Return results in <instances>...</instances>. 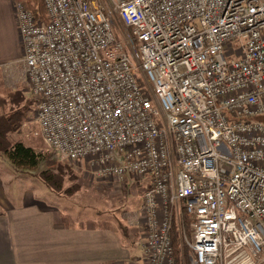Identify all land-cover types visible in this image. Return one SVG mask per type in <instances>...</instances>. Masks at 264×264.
Returning <instances> with one entry per match:
<instances>
[{"label":"built area","instance_id":"obj_1","mask_svg":"<svg viewBox=\"0 0 264 264\" xmlns=\"http://www.w3.org/2000/svg\"><path fill=\"white\" fill-rule=\"evenodd\" d=\"M44 5L15 3L41 133L99 176L149 180L145 264H174L172 213L191 264H264V0Z\"/></svg>","mask_w":264,"mask_h":264},{"label":"crops","instance_id":"obj_2","mask_svg":"<svg viewBox=\"0 0 264 264\" xmlns=\"http://www.w3.org/2000/svg\"><path fill=\"white\" fill-rule=\"evenodd\" d=\"M16 1L0 0V83L26 69ZM4 190L0 179V264H145L143 221L131 226L122 217L77 213Z\"/></svg>","mask_w":264,"mask_h":264},{"label":"rangeland","instance_id":"obj_3","mask_svg":"<svg viewBox=\"0 0 264 264\" xmlns=\"http://www.w3.org/2000/svg\"><path fill=\"white\" fill-rule=\"evenodd\" d=\"M118 28L122 29L123 25L119 23ZM0 89L4 90V93L0 95V114L8 108L23 107L26 99L32 101L27 110V118L23 121L19 130L10 134V139L12 141H22L35 151L43 154L53 151L45 142L37 121V102L27 80L26 69L21 78L8 75V81L6 83L1 82ZM13 97H17L18 101L13 103ZM52 159L55 163L51 166L42 162L36 170L25 172L16 170L7 157L0 156V179L5 187L3 193L6 196L20 197L21 200L36 196L53 207L86 213L87 215H96L99 212L104 215L111 214L118 217V219L120 217L125 218L127 222H124L127 224L129 222L131 226H136L143 221L141 219V203L143 204L142 197L149 180L146 178L138 180L128 178V180L120 181L115 177L104 178L96 173L94 165L88 160L73 161L64 159L54 151ZM45 170L54 173L62 170L60 175L63 176V184L60 191L49 188L41 180L38 173ZM171 210L172 212L175 211L174 208ZM169 219L171 220L170 234L173 243L174 264H191L193 251L185 242L183 232L185 231L187 238L191 239L190 219L181 214L179 223L175 213H172ZM142 233L143 237L146 238L147 226H144ZM177 248L178 255H176Z\"/></svg>","mask_w":264,"mask_h":264},{"label":"trees","instance_id":"obj_4","mask_svg":"<svg viewBox=\"0 0 264 264\" xmlns=\"http://www.w3.org/2000/svg\"><path fill=\"white\" fill-rule=\"evenodd\" d=\"M18 1L24 2L25 5L33 11L38 19L44 21L48 19L44 0ZM2 93H4V90L0 89V95H2ZM13 98V103L18 101L17 97ZM30 103H32V101L26 99V103L23 107H17L15 109L8 108V110L0 114V156L7 157V159L12 162L16 170H23L25 172L36 170L42 162H45L50 166L53 165L55 163L52 159L53 151L56 152L53 149V151L43 154L35 151L31 146H27L22 141H12L10 139V134L19 130L23 121L27 118V110ZM61 172L62 170L57 171V173L45 170L39 172L38 175L49 188L60 191L63 184V176L60 175ZM176 253V255H178V248L176 249Z\"/></svg>","mask_w":264,"mask_h":264}]
</instances>
